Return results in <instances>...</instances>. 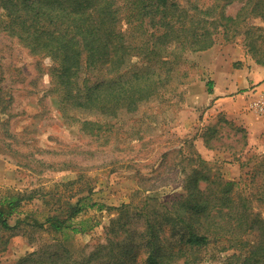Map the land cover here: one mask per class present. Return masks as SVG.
I'll return each instance as SVG.
<instances>
[{
  "label": "rangeland",
  "instance_id": "obj_1",
  "mask_svg": "<svg viewBox=\"0 0 264 264\" xmlns=\"http://www.w3.org/2000/svg\"><path fill=\"white\" fill-rule=\"evenodd\" d=\"M239 7L228 6L226 15L234 16ZM243 25L244 30L252 26L254 34L264 22L251 18ZM255 62L243 34L189 53L177 68L185 84L173 94L163 90L134 112L108 118L112 129L101 145L102 140L81 131L79 120L104 118L60 106V95L50 85L51 61L31 56L0 32V197L8 189L35 192L9 219L14 228H0V264H14L40 248L56 251L59 241L74 257L89 255L104 240L117 208L148 197L172 202L186 191L185 178L194 168L209 179L236 182L234 191L251 200V212L264 218L258 199L264 182V118L251 112L252 97L240 87L254 68L264 70ZM216 87L235 92L216 97ZM68 159L75 163L66 169L45 165ZM89 190L88 207L73 220L77 227L84 222L89 231L68 229L70 238L63 240V233L48 225H32L64 211ZM218 246L210 242L199 264H228L233 251L219 252Z\"/></svg>",
  "mask_w": 264,
  "mask_h": 264
},
{
  "label": "trees",
  "instance_id": "obj_2",
  "mask_svg": "<svg viewBox=\"0 0 264 264\" xmlns=\"http://www.w3.org/2000/svg\"><path fill=\"white\" fill-rule=\"evenodd\" d=\"M233 3L239 11L226 15ZM0 10V32L31 56L51 61L50 85L60 106L104 118L79 120L81 131L101 145L112 129L108 118L185 84L177 68L189 53L243 34L255 63L264 66V27L254 34L252 26L243 29L251 18L264 22V0H0ZM74 163L45 165L66 169ZM237 186L194 168L185 178L186 191L172 202L148 197L117 208L104 240L89 255L74 257L59 241L60 250L40 248L14 264H199L210 242L218 243L219 252L233 251L228 264H264V218L251 212V200L235 192ZM90 191L32 225H48L63 240L70 238L68 229L89 231L73 220L88 207ZM34 193L8 189L0 197V228H14L9 219ZM258 195L263 204L264 182Z\"/></svg>",
  "mask_w": 264,
  "mask_h": 264
},
{
  "label": "crops",
  "instance_id": "obj_3",
  "mask_svg": "<svg viewBox=\"0 0 264 264\" xmlns=\"http://www.w3.org/2000/svg\"><path fill=\"white\" fill-rule=\"evenodd\" d=\"M252 75H253V77H249L247 80L242 82L240 84V87H241V89L242 88L246 89L245 90L246 94L249 97L253 98V94L255 96L256 93L260 89H262L264 87V70H259L257 68H254V74H252ZM234 92H235V89L233 87H229V88H226V89L225 88L224 89H222V88L221 89H217V87H216V89H215L216 97L229 96V95L233 94ZM220 103H225V102H224V100H222V101L220 100Z\"/></svg>",
  "mask_w": 264,
  "mask_h": 264
},
{
  "label": "built area",
  "instance_id": "obj_4",
  "mask_svg": "<svg viewBox=\"0 0 264 264\" xmlns=\"http://www.w3.org/2000/svg\"><path fill=\"white\" fill-rule=\"evenodd\" d=\"M249 106L252 113L264 118V88L256 93Z\"/></svg>",
  "mask_w": 264,
  "mask_h": 264
}]
</instances>
